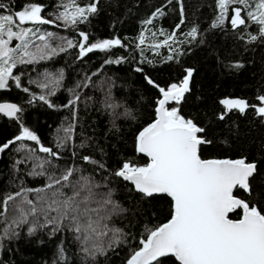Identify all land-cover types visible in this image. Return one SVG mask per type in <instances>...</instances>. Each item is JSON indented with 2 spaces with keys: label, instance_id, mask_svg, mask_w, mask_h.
<instances>
[{
  "label": "trees",
  "instance_id": "1",
  "mask_svg": "<svg viewBox=\"0 0 264 264\" xmlns=\"http://www.w3.org/2000/svg\"><path fill=\"white\" fill-rule=\"evenodd\" d=\"M92 2L94 0H77L79 6ZM0 3L6 5L0 11L8 14L36 3L44 8L41 15L51 20L64 11L62 5L70 0H0ZM183 6V24L177 0L171 3L168 0H99L97 12L89 15L88 20L75 30L65 28L61 21H57L60 27L41 26V31L74 41L82 39L79 32L83 31L89 36V44L118 38L123 47L96 51L83 59L78 57V48L68 49L51 60L14 69V75L21 77L22 86L30 92L17 88L11 80L7 89H0V103H15L22 109L19 120L0 115V145L15 140L21 134L23 124L37 135L41 144L60 152L62 159L55 160L37 151L36 156L51 159L56 166L46 165L41 169L25 151H17L21 143L38 148L35 142L10 144L0 153V201L24 189H47L48 176L52 173L59 177L66 167L80 168L84 175L106 185L101 191L111 190V198L118 210L112 215L109 226L121 229L125 235L121 243L111 247H108L109 238L105 237L104 253L94 255L85 253L82 241L67 228L53 233L51 227H37L36 233L29 235L32 217L28 224L15 228L17 235L9 232L5 236L4 228L15 215L10 202L8 213L0 215V237H3L0 239V264H128L141 247L140 240L147 236L146 227L155 228L171 219L173 202L167 196L149 198L136 193L114 173L125 162L134 166L149 163L138 154L136 138L143 128L154 122L156 101L161 96L147 80L167 89L172 83H180L187 69L193 72L191 90L176 106L186 119L203 127V135L211 141V144L201 146V158H246L248 162L256 163L257 173L250 181L253 194L249 196L237 189L235 195L264 210V117L252 107L244 113L235 109L227 112L220 103L223 99H242L249 105L264 106L258 100L259 96H264V37L248 42V33L259 35L258 26L251 21L247 28L242 26L233 30L228 21L221 28H212L219 14L217 0H183ZM157 9H163L164 15L147 24ZM231 15L230 9L229 17ZM177 25H180L178 31ZM193 27L198 30L196 39L187 35ZM161 30L166 34L176 31L177 40L182 43H172L171 48L152 47L164 40L165 37L159 34ZM141 35L145 37L144 45H139ZM53 43L55 45L59 40ZM169 56H172L171 60ZM109 59L121 62L107 64ZM137 68L141 71H136ZM45 72L57 77L63 73L61 87L54 95H48L36 83H29L30 80L43 81ZM86 77L91 80L88 87H83ZM78 84L81 86L77 87ZM69 89L80 94L73 107H66L74 99ZM109 91L111 102L117 105L115 110L105 103ZM42 94L47 95L52 107L38 99ZM126 110L130 115H125ZM223 113H226L225 119L219 120ZM70 124L75 125L71 140L61 150L56 147L57 140L65 135L64 129ZM81 144L85 146L80 147ZM85 155L98 164L84 162L81 157ZM99 164L105 168L101 169ZM34 169L44 175L33 174ZM37 195L35 191L28 193L34 201ZM241 215L238 210L230 217L239 219ZM111 235L109 233V237ZM162 260L165 264H178L173 257Z\"/></svg>",
  "mask_w": 264,
  "mask_h": 264
},
{
  "label": "snow or ice",
  "instance_id": "2",
  "mask_svg": "<svg viewBox=\"0 0 264 264\" xmlns=\"http://www.w3.org/2000/svg\"><path fill=\"white\" fill-rule=\"evenodd\" d=\"M168 2L171 3L172 0ZM98 3L99 0H94L87 6H79L77 0H70V3L62 5L64 11L56 14L51 20L41 15L44 8L36 3L23 6L22 10L14 13L0 14V89H7L11 80L17 88H22L26 93L30 92L29 88L22 86L21 77L14 75V69L18 66L48 61L73 48H78V57L83 59L96 51L106 52L115 46L123 47L118 38L89 44V36L83 31L79 32L82 39L74 41L66 37H56L53 32H44L38 27H60L57 21H61L65 28L75 30L79 24L88 20L89 15L97 12ZM177 3L183 24V0H177ZM5 7L4 3H0V9ZM217 8L219 14L215 17L212 28L223 27L225 21L230 23L233 30L242 26L247 28L248 22L251 21L258 26L259 35L248 33V42L252 43L264 37V0H217ZM163 15V9H157L152 19L146 23L151 24L153 19ZM29 24L30 27H25ZM179 27L180 25H177L176 31ZM176 31L166 34L161 30L159 34L165 37L164 40L152 47L171 48L172 43H182L177 40ZM155 35L156 33H153V36ZM187 35L196 39L197 28L193 27ZM54 40H59V43L54 45ZM14 41L19 43L12 46ZM144 44L145 37L141 35L139 45ZM168 59L171 60L172 56ZM120 62L111 59L106 61L107 64ZM136 71L141 69L137 68ZM192 75V70L187 69L182 81L172 83L167 89L155 84L151 79L147 80L149 85L158 89L161 98L156 101L154 122L143 128L136 138V150L148 157L150 163L146 166H134L125 162L114 173L115 176L130 182L135 191L146 197L164 194L173 202L171 219L155 228L146 227L147 236L139 242L142 247L134 252L128 264H165L160 258L166 257H174L178 264H264V210L234 195L237 189L243 190L249 196L253 194L249 181L255 175L257 165L248 162L246 158H201V146L211 144V141L203 135L205 129L191 119H186L176 106L191 90ZM90 80L91 77H86L85 82H82L83 87H88ZM62 81V72L58 77L45 72L43 81L30 80L29 83H36L39 88L46 90L48 95H54L61 87ZM69 91L73 92L74 99L66 107H73L79 101L80 94L76 93L75 89ZM110 96L109 91L105 103L107 107L115 110L117 105L111 102ZM38 99L49 107L53 106L47 95L42 94ZM258 100L264 105V96H259ZM220 103L227 112L235 109L244 113L252 107L260 117H264V106L249 105L242 99H223ZM21 111L16 104L0 103V113L4 116L19 120L18 114ZM125 115L130 113L126 110ZM225 115L226 113L219 115L218 119L224 120ZM74 127V124H70L64 129L65 135L57 140V148L65 149L66 143L71 140ZM21 129V134L17 135L15 140L0 145V153L5 152L10 144L17 141H33L38 148H29L21 143L17 151H25L29 159L37 162L38 168L43 169L46 165L55 168L51 159H41L35 153L38 151L47 154V157L61 160L60 152L41 144L37 135L23 124ZM72 155L75 156L76 153L73 152ZM81 159L89 164H98L87 155ZM99 167L105 168L103 164H99ZM76 173L80 175L77 176ZM33 174L44 175L43 172L36 173L35 169ZM105 186L96 182L94 177L84 175L80 168L66 167L59 177L52 173L48 176L47 189H24L23 192L9 194L6 199L0 201V215L8 213L10 202L15 213L11 222L4 228V234L7 236L11 232L17 235L15 228L28 224L29 218L32 217L34 219L29 228V235L35 234L37 227H51L53 233L67 228L76 234V239L82 241L85 253L103 254L105 237L109 238L108 247H111L121 243L125 235L121 229L109 226L118 205L111 198V190L101 191ZM33 191L38 193L35 201L28 196V193ZM17 197L20 199L17 200ZM238 210L242 213L241 217L230 218L231 214ZM109 233L112 234L110 237Z\"/></svg>",
  "mask_w": 264,
  "mask_h": 264
},
{
  "label": "water",
  "instance_id": "3",
  "mask_svg": "<svg viewBox=\"0 0 264 264\" xmlns=\"http://www.w3.org/2000/svg\"><path fill=\"white\" fill-rule=\"evenodd\" d=\"M192 78H193V75H192V77H191V80H190V88H191V82H192ZM188 93H186L185 94V96H184V99H185V97H186V95H187ZM161 98V97H160ZM183 99V100H184ZM4 103H10V102H4ZM12 104H15V103H12ZM17 105V104H16ZM18 107H20L19 105H17ZM171 106V105H170ZM0 115L1 116H4V114L3 113H0ZM19 115V114H18ZM5 118H7V119H11V120H15L16 118H10V117H7V116H4ZM138 154H140V155H142V156H144L145 158H147L148 160H149V163H150V159L148 158V157H146L145 155H143V154H141V153H139L138 152ZM256 164V163H255ZM257 165V164H256ZM256 173H257V171H256ZM256 173H255V175H256ZM254 175V176H255ZM254 176L252 177V178H250V181L254 178ZM120 178V177H119ZM122 179V178H121ZM123 180V179H122ZM124 181V180H123ZM249 181V182H250ZM126 183H128V184H130L133 188H134V186L130 183V182H127V181H125ZM236 191V190H235ZM136 193H139V192H137V191H135ZM139 194H142V193H139ZM143 195V194H142ZM234 195H235V192H234ZM156 196H166V195H164V194H154L152 197H156ZM168 197V196H167ZM150 198V197H149ZM168 198H170V197H168ZM171 199V198H170ZM234 214V213H233ZM232 215V214H231ZM231 218V217H230ZM141 247H142V245H141ZM167 258V257H166ZM174 258V257H173ZM160 259H164V258H160ZM175 259V258H174Z\"/></svg>",
  "mask_w": 264,
  "mask_h": 264
},
{
  "label": "rangeland",
  "instance_id": "4",
  "mask_svg": "<svg viewBox=\"0 0 264 264\" xmlns=\"http://www.w3.org/2000/svg\"><path fill=\"white\" fill-rule=\"evenodd\" d=\"M0 14H8V13H6V12H2V11H0ZM31 25H28V26H26L25 25V27H30ZM42 26V25H41ZM41 26H38L40 29H41ZM19 43V41H14L13 42V45L12 46H15L16 44H18ZM0 257H1V248H0Z\"/></svg>",
  "mask_w": 264,
  "mask_h": 264
}]
</instances>
